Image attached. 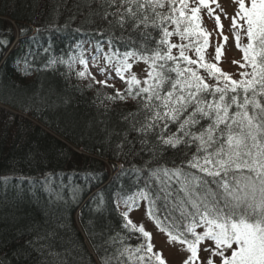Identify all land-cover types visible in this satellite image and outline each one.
I'll list each match as a JSON object with an SVG mask.
<instances>
[{
	"label": "snow or ice",
	"instance_id": "6c2138e0",
	"mask_svg": "<svg viewBox=\"0 0 264 264\" xmlns=\"http://www.w3.org/2000/svg\"><path fill=\"white\" fill-rule=\"evenodd\" d=\"M235 2L231 29L243 63H232L245 69L239 79L218 66L228 37L217 8L211 6L218 7L217 0H105L103 18L128 33L127 50H114L110 39L99 66L102 49L97 45L91 60L104 77L101 80L89 71L83 53L59 60L69 68L77 62L83 66L76 75L89 79L88 88L100 86L97 98L102 97V105L105 100L137 104L124 119L128 131L137 134L140 152L150 157L143 169H133L147 171L144 187L117 196L128 235L110 238L107 243L115 247V254L102 257L101 264H166L162 253L154 250L152 234L130 218L141 201L168 242L188 253L183 264H215V257L220 264H264V0ZM205 9L220 36L215 46L212 32L203 26ZM241 32L247 44H241ZM174 37L179 42H173ZM139 62L147 66L143 80L132 70ZM56 63L53 58L49 66ZM116 78L125 84L123 89L109 83ZM127 135L124 140L131 144ZM193 147L195 152L187 158ZM168 149L181 164L152 167ZM236 172L240 176L232 177L233 185L229 176ZM210 183L222 194L210 189ZM103 206L101 198L97 210ZM133 236L140 241L135 246L127 243ZM201 251L210 254L206 261L201 260Z\"/></svg>",
	"mask_w": 264,
	"mask_h": 264
},
{
	"label": "trees",
	"instance_id": "16d2710c",
	"mask_svg": "<svg viewBox=\"0 0 264 264\" xmlns=\"http://www.w3.org/2000/svg\"><path fill=\"white\" fill-rule=\"evenodd\" d=\"M106 9L105 0H0V264H101L115 254L110 238L128 235L117 196L144 187L147 171L133 169L150 159L124 119L137 104L102 105L100 86L76 75L82 65L59 63L81 53L89 63L97 45L103 62L110 39L127 50L128 33L109 25ZM160 164L181 159L168 149L151 166Z\"/></svg>",
	"mask_w": 264,
	"mask_h": 264
},
{
	"label": "rangeland",
	"instance_id": "374dc122",
	"mask_svg": "<svg viewBox=\"0 0 264 264\" xmlns=\"http://www.w3.org/2000/svg\"><path fill=\"white\" fill-rule=\"evenodd\" d=\"M248 0H246L247 4ZM217 5L213 4L212 7H216L217 11L216 14L221 16V23L223 24V34L224 36L228 37L227 43L225 44V55L218 65L221 67L225 72H228L232 75L233 79H239V73L244 71L245 69L241 68L239 66V63H232V61H238L240 63H243L242 57L243 52L236 47V41L233 37V32L231 29V17L235 16L238 5L235 2V0H217ZM225 14L226 17L225 18ZM202 20H203V26L210 32H212L211 36V44L215 46L219 40L220 36L218 32L215 31V21L214 19L209 18L207 14V10H202L201 12ZM242 23V21H241ZM241 44H247V37L241 32ZM211 51H214V48L211 49ZM190 55H194V53L190 52ZM208 59H212L211 56L208 57ZM99 64H104V61L100 60ZM146 65L143 62H139L133 66V71L137 74V77L141 80L146 75ZM88 69L89 71L96 76L97 80L104 79L103 76L99 75L98 72V66H93V62L90 61L88 63ZM89 80V79H87ZM119 80V78L117 79ZM122 81H114L110 80L109 83H114L116 87H121ZM209 83H215L213 80H209ZM140 207L137 209H134L130 213V218L133 220L134 223L137 225L142 224L147 231H149L152 234V243L154 244V250L160 251L163 255V257L166 259V264H183L184 259L188 255L186 251H183L181 249V246L179 244H170L168 242V237L165 233L161 232L155 225V223L148 218L146 215V203L142 201L140 203ZM124 209L121 208V211ZM197 231H203L202 228H198ZM210 243V242H208ZM230 255V252L226 253ZM210 254L205 251L199 252V256L201 260L206 261ZM215 264H220V258L215 257Z\"/></svg>",
	"mask_w": 264,
	"mask_h": 264
}]
</instances>
